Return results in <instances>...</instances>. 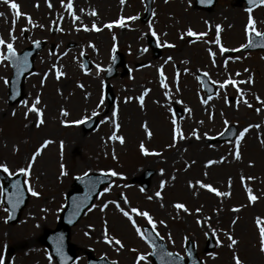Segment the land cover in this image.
Segmentation results:
<instances>
[{
  "label": "rangeland",
  "instance_id": "1",
  "mask_svg": "<svg viewBox=\"0 0 264 264\" xmlns=\"http://www.w3.org/2000/svg\"><path fill=\"white\" fill-rule=\"evenodd\" d=\"M11 2L18 5L20 15L8 0H0V38L17 51L36 40L46 46L35 58L23 99L13 105L8 101L12 67L8 60L0 61V89L5 91L0 102V164L7 166L8 173L18 174L31 163L24 173L27 187L39 193L33 196L30 191L20 219L9 224L0 181L4 264H57L42 237L58 226L74 178L111 171L118 175L72 227L70 241L77 253L72 264H87L89 253L119 264H153L151 246L136 232L145 225L156 229L169 249L183 256L192 240L204 264H234V257L241 264H264L261 225L257 224V219L264 221V51H242L241 47L251 33L249 15L256 31L264 32V5L249 13L239 0H217L208 10L199 8L195 0H154L152 17L143 23L145 0H71V9L68 0ZM179 15L189 19L179 21ZM121 18L123 26L116 23ZM217 25L220 44L215 43ZM189 29L197 35L189 36ZM153 32L162 49L159 57L148 45ZM69 42L76 47L69 48ZM116 49L124 54L130 73L107 81L105 69ZM229 50L235 53L229 55ZM0 52L6 54V45H0ZM84 54L92 62L87 72L82 65ZM57 72L63 75L57 78ZM161 73L167 87L161 84ZM198 73H207L216 85L214 95H206ZM226 80L237 83L225 84ZM107 82L114 95L111 103L104 92ZM37 97L40 115L29 111ZM114 110L116 117H112ZM90 118L97 122L86 130L84 122ZM41 119L43 123L38 124ZM78 120L83 123H74ZM229 126L236 127V136L248 128L240 141L239 159L235 138L208 143V138ZM78 132L81 140L76 141ZM113 132L124 143L110 139ZM45 141L50 143L41 147ZM37 149L40 154L33 160ZM209 160L214 163L209 165ZM146 169L154 172L144 190L130 180L140 178ZM197 181L230 195L217 196ZM105 188L109 191L104 192ZM249 190L255 201L249 200ZM157 191L160 197L155 196ZM113 201L129 211L135 226ZM178 203L188 211L177 209ZM131 208L147 212L153 223ZM207 234L216 239L211 251H206ZM105 235L113 243H107ZM229 235L237 241L231 248ZM116 239L123 247L114 243ZM141 255L144 260L137 261Z\"/></svg>",
  "mask_w": 264,
  "mask_h": 264
},
{
  "label": "water",
  "instance_id": "2",
  "mask_svg": "<svg viewBox=\"0 0 264 264\" xmlns=\"http://www.w3.org/2000/svg\"><path fill=\"white\" fill-rule=\"evenodd\" d=\"M248 4H249V0ZM147 12L143 18L146 21L151 13V0L147 1ZM216 0H198L201 7H212ZM257 2L254 4H258ZM250 5V4H249ZM253 6V5H250ZM260 42H257L258 40ZM253 44L249 48H263L264 38L253 36ZM154 45L153 41L150 42ZM43 42L34 43L32 47L26 49L21 54H16L19 58L18 63H13L14 76L11 80V100L15 102L22 98L23 83L25 77L32 72L34 56L42 49ZM157 55L159 50L156 48ZM86 67H89L88 60L85 61ZM124 66V58L121 53H117L114 59V63L108 69L107 77L110 78L116 75V68L118 66ZM128 73V69L124 68L123 75ZM200 79L204 82V86L209 94L214 93V85L209 82L205 76H200ZM109 97L112 99V94L109 92ZM95 125V120L89 121L86 126L88 129ZM236 133L235 128H231L226 131L223 136L218 138L219 140H225L232 138ZM153 175V171L148 169L144 176L140 179V183L144 188L149 186V179ZM0 177L4 181V194L5 204L10 209L9 222L15 223L19 220L22 209L28 202L29 194L24 186L22 174L15 177H10L0 172ZM112 181L111 176L104 174H89L77 178L74 182V187L67 195V204L62 213L59 226L54 231L47 230L43 236L45 244L49 247L51 252L58 258L59 264H69L75 259L76 253L74 246L69 242V236L71 227L79 221L85 210L93 203L96 196L101 191L102 187L106 183ZM138 179H133V182ZM15 205V207H13ZM147 239L153 245L152 257L154 258V264H202L198 258L196 248L192 242L187 245L188 258H184L176 253H172L168 250L165 242L158 236V234L150 229L145 228ZM215 244L212 236L209 235L208 250L214 248ZM57 248L61 249V252H57ZM168 253L173 255L169 256ZM89 264H115L105 258L89 257Z\"/></svg>",
  "mask_w": 264,
  "mask_h": 264
},
{
  "label": "snow or ice",
  "instance_id": "3",
  "mask_svg": "<svg viewBox=\"0 0 264 264\" xmlns=\"http://www.w3.org/2000/svg\"><path fill=\"white\" fill-rule=\"evenodd\" d=\"M257 2V0H249V4L250 5H254L255 3ZM259 4L261 5H264V0H258ZM8 3H9V6L16 12V15L19 16L20 13L18 11V5L16 3H13L11 2V0H8ZM121 3H123V0H121ZM51 6V5H49ZM68 8L71 9L72 8V3H71V0H68ZM247 11L249 13L252 12V8L249 7L247 9ZM129 19H134V17H129ZM30 20V18H29ZM117 24L123 26V23H124V20L123 18H121L120 20L116 21ZM112 25L109 24L107 25V27H111ZM96 26L93 25V28H95ZM96 30H99V29H96ZM247 30L250 31V32H254L256 36L258 37H261V38H264V33L262 32H259V31H256L255 29V22L253 20V17L251 15L248 16V22H247ZM216 31H217V39L215 40V43L216 44H220V39H219V32H220V26L217 25L216 26ZM153 35H155V32H153ZM188 35L189 36H194V35H197L196 33L192 32L191 29H189L188 31ZM199 35H204V34H199ZM12 39L14 40L15 37L13 36ZM249 45H252L253 44V41L251 39H249ZM0 45H6V48H7V53L4 54L3 52H0V61H4V60H12L14 63H18L19 62V58L16 56V51L13 47V44L11 42H6L3 38H0ZM171 46V45H169ZM241 47H244V45H241ZM221 52H224L225 49L223 47H221L220 49ZM214 55V54H213ZM187 71V70H185ZM61 75H63V73L61 72H57V78H59ZM205 75H207V73H205ZM238 75V74H237ZM161 84L164 86V87H167L166 84H164V81H163V73H161ZM249 83L252 82L251 80L248 81ZM5 83H7V80H5ZM225 84H228V83H231L233 85H235L237 82L236 81H232V80H226L224 81ZM243 83V82H241ZM223 86V85H222ZM167 94V93H166ZM140 103H141V107L143 106V100H144V96L141 95L140 97H138ZM209 99H211V97H209ZM257 100H259V97H257ZM208 101L207 100H204L203 103H207ZM39 103V97L36 98V101L32 104V106L29 108V111L31 112H35L37 113L38 115H40V110L36 107V105ZM101 103H103V99L101 100ZM245 104H247V101L245 100L244 101ZM249 107H251V105H248ZM257 111H259V109H257ZM63 115L67 116L68 113L66 111H63L62 112ZM27 115V113H26ZM93 116L97 115L96 112H93L92 113ZM117 116V112L114 110L112 112V117H116ZM87 119V118H85ZM39 123H43V120L41 119ZM74 123H77V124H80V123H83V120H78V121H75ZM172 123L175 125V120L173 119ZM228 122L225 121V125L227 126ZM120 125L118 123L115 124V128L116 129H119ZM145 127H147L145 125ZM249 127H252L251 125ZM176 135H179L180 139H183V135L179 132V129H174ZM248 131V128H244L242 131L239 132V135L235 137V144H236V151H235V156L237 159L240 158V152H239V145H240V141L241 139L244 137L245 133ZM148 135L150 136L151 133L149 132ZM193 135H195V132L193 133ZM175 135H174V139H175ZM199 138V137H197ZM110 139H113V140H119L120 143H124V140H123V137H120V136H117L115 132H113L112 136L110 137ZM48 143H50V141H45L44 144L41 146V147H44L46 146ZM140 148L142 151L145 152V154H148L147 153V150L144 148V145L141 144L140 145ZM40 154V149H37L36 153L33 154V157L32 159L35 160L36 156H38ZM156 155H159V153H154ZM212 163H214L213 161L209 160L208 161V164L211 165ZM31 163H29L28 167L27 168H21L19 169V171L21 173H26L28 171V169L31 168ZM63 165H61V168L63 169ZM0 168H3V170L5 172H8V168L6 165H2L0 164ZM11 174V173H10ZM110 174L112 176H117L118 173H116L115 171H111ZM87 175V173H85V176ZM243 179V178H242ZM249 179H252L251 177H249ZM197 183L200 185L201 188H206L208 189L210 192H213L215 193L217 196H227V195H230V193H224V192H220L218 191L216 188L212 187L211 185L209 184H204V183H201L200 181H197ZM164 186V183L161 182V188H163ZM191 186V184H190ZM29 191H32L31 189H29ZM109 191L108 188H105L104 189V192H107ZM32 195L33 196H38L39 193L35 192V191H32ZM155 196L156 197H160L161 196V192L157 191L155 193ZM248 198L250 201H255L257 199L256 196L252 195L251 194V191L249 190V195H248ZM149 199H152V197H149ZM125 203H127V200L124 201ZM112 203L116 204V207L119 209V211L125 216L127 217L130 221H132L133 225L135 226V221L133 220L132 216L129 214V211H125L124 208H121L119 204H117L115 201H113ZM13 207H15V205H13ZM104 207H107V205H104ZM175 207L177 209H183L185 212L188 211V209L185 207V205L183 204H176ZM103 210V209H102ZM130 211L132 213H136L137 215H140V216H143V217H146L147 220H148V223L152 224L153 221H152V218L151 216H149V214L147 212H140L138 211V209L136 208H131ZM235 211V209H234ZM161 223H163V221H161ZM233 223H235V221H233ZM257 224L258 225H261L260 228H259V233H260V243H261V251H264V221H261L260 219H257ZM136 232L142 237V238H146L145 237V233L143 231H141V229L139 227L136 228ZM104 239L107 243L111 244L113 243V240L109 239L107 235L104 236ZM228 240L230 241V244L228 245L230 248L237 244V241L231 236L229 235L228 236ZM114 243L116 245H119L120 247H123L121 241L119 239H116L114 241ZM118 250V249H117ZM57 252H61V249L60 248H57ZM167 255L171 256L173 255L172 253H168ZM144 256L141 255V256H138L137 257V261H142L144 260ZM52 257L49 256V260L51 261ZM0 264H4V261L2 258H0ZM234 264H241V261L239 260L238 257H234Z\"/></svg>",
  "mask_w": 264,
  "mask_h": 264
},
{
  "label": "bare ground",
  "instance_id": "4",
  "mask_svg": "<svg viewBox=\"0 0 264 264\" xmlns=\"http://www.w3.org/2000/svg\"><path fill=\"white\" fill-rule=\"evenodd\" d=\"M236 13H239V12H236ZM221 14H223L224 16H227L228 14L227 13H225V12H223V13H221ZM208 16V15H207ZM189 19V17L188 16H178V20L179 21H182L183 19ZM4 90H3V88H1L0 89V102H2V98H3V95H4ZM76 135H77V137H76V141H78V140H81V136H80V133L78 132V133H76ZM199 170H200V168H199Z\"/></svg>",
  "mask_w": 264,
  "mask_h": 264
}]
</instances>
